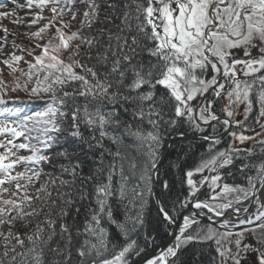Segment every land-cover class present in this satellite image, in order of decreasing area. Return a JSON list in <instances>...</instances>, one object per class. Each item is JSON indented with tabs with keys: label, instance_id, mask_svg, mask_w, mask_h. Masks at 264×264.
Wrapping results in <instances>:
<instances>
[{
	"label": "snow or ice",
	"instance_id": "1",
	"mask_svg": "<svg viewBox=\"0 0 264 264\" xmlns=\"http://www.w3.org/2000/svg\"><path fill=\"white\" fill-rule=\"evenodd\" d=\"M12 3L47 23L29 60L0 64L25 78L10 91L44 106L8 107L0 79V264H132L153 209L167 225L187 214L147 264H190L192 243L209 264H264V0ZM184 128L204 150L194 166L170 165L181 200L158 163ZM233 168L242 182H228Z\"/></svg>",
	"mask_w": 264,
	"mask_h": 264
},
{
	"label": "trees",
	"instance_id": "2",
	"mask_svg": "<svg viewBox=\"0 0 264 264\" xmlns=\"http://www.w3.org/2000/svg\"><path fill=\"white\" fill-rule=\"evenodd\" d=\"M16 77H19L20 81L21 79H25L24 77H21L18 74L14 78L15 82ZM4 82L6 83V81ZM31 86L32 85H30V87ZM10 88H12V86H10ZM21 93L22 95L17 96L18 98L16 99L6 97V99L9 100L8 107L22 109L23 112H31L33 110H40L44 106L43 100L29 98L24 91H22ZM14 102L19 103L15 105ZM180 131L185 133L184 136L198 135L187 128L181 129ZM174 135L176 134L170 133L169 135L165 136L163 140V146L160 148V153L162 152L166 139ZM227 142L228 137L226 136L224 138V141L221 143L220 147L223 148ZM203 144L204 142L202 140H176L170 144L167 155L164 161L159 166V168L162 176L164 173H167V176L165 178L168 179L173 185V199L179 197L181 200H183L185 196V187L182 186L180 182V171L176 168L170 167V165L175 162L179 163L181 167L194 166L198 162L201 152L204 150ZM46 168L47 166H45V169ZM50 171H52V169H50ZM85 171H87V167H85ZM232 172L235 175V180L233 179V177H227L228 182H242L243 178L239 175V173L236 172L235 168L232 169ZM144 231L149 236V240L146 242L143 236L139 238L138 243L140 247L144 249V251L140 254V256H133L131 258L132 264H135V262L143 254H146L147 252L155 248L167 236L168 227L165 224L159 222V217L156 215L155 210L153 209L152 212L148 215ZM201 250H203L204 253L202 256L200 255ZM211 255L212 251L204 245L192 243L187 245L185 248V258L190 262V264L192 261H195V264H209Z\"/></svg>",
	"mask_w": 264,
	"mask_h": 264
},
{
	"label": "rangeland",
	"instance_id": "3",
	"mask_svg": "<svg viewBox=\"0 0 264 264\" xmlns=\"http://www.w3.org/2000/svg\"><path fill=\"white\" fill-rule=\"evenodd\" d=\"M17 3L24 4L25 0H17ZM3 11H14L13 16H9L6 19L0 20V44L5 46V53L0 54V59L5 58V55H11L12 52H15L17 55H24L26 60H29L30 57L26 55L28 51H31L34 48V45L38 42L35 39H30V34L35 32L40 26L47 23L46 20L40 21L38 24L32 25L31 21L34 18V12L38 10H29L26 7L17 8L15 4L12 3V0H3L0 2V12ZM44 15L46 17L50 16V13L45 10ZM13 21H16L13 23ZM31 25V26H30ZM3 28L8 29L7 39H4V32L2 31ZM54 31V29H53ZM47 39V37L45 38ZM18 45L19 48H23L24 52L19 51V48H14L13 45ZM39 49H36L34 54H39ZM24 70H27V65L23 63V61L19 65ZM19 73L10 74L9 69L5 67L3 64H0V79L6 81L5 84H8L9 93L7 98H18L17 96L22 95L21 90H17L16 92L10 91V86H15V76ZM21 81H23L21 79ZM15 105L19 102H14ZM15 109V107L13 108ZM240 118V117H238ZM249 123H252L249 121ZM255 127V125H253ZM172 137V136H171ZM226 137V135H225ZM26 154V153H21ZM50 169L47 167L45 172H49ZM178 216V215H177ZM167 226V224H165ZM168 227V226H167ZM240 231V230H239ZM169 233V227H168ZM167 233V235H168ZM144 255V254H143Z\"/></svg>",
	"mask_w": 264,
	"mask_h": 264
},
{
	"label": "water",
	"instance_id": "4",
	"mask_svg": "<svg viewBox=\"0 0 264 264\" xmlns=\"http://www.w3.org/2000/svg\"><path fill=\"white\" fill-rule=\"evenodd\" d=\"M176 140H202L200 135H194V136H178V135H174L172 137H169L166 139L165 141V145L162 149L160 158H159V163H158V167L161 165V163L164 161L167 152L169 150V146L173 141ZM196 211V210H193ZM184 214H187V210H183L179 216L176 219V222L172 225H167L169 227V233L168 235L152 250H150L149 252H147L146 254L142 255L136 262L135 264H147V260L148 259H152L154 258L156 255H158L162 250H165L166 246H171L175 241H174V237L175 235L179 234V225L182 224V216ZM198 219L202 220L205 223H208V221L206 220L205 217L201 216L198 217ZM242 230L241 227H237L234 228L233 231H239Z\"/></svg>",
	"mask_w": 264,
	"mask_h": 264
},
{
	"label": "bare ground",
	"instance_id": "5",
	"mask_svg": "<svg viewBox=\"0 0 264 264\" xmlns=\"http://www.w3.org/2000/svg\"><path fill=\"white\" fill-rule=\"evenodd\" d=\"M1 1H3V0H0V2H1ZM192 136H194V135H192ZM173 142H174V141H173ZM182 211H183V210H182ZM182 211H180V212L178 213V216H179V214H180ZM178 216H177V217H178Z\"/></svg>",
	"mask_w": 264,
	"mask_h": 264
}]
</instances>
